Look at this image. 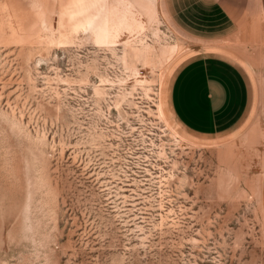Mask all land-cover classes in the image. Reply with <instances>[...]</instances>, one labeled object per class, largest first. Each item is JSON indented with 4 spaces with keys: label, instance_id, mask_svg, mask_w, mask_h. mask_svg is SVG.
I'll list each match as a JSON object with an SVG mask.
<instances>
[{
    "label": "rangeland",
    "instance_id": "obj_1",
    "mask_svg": "<svg viewBox=\"0 0 264 264\" xmlns=\"http://www.w3.org/2000/svg\"><path fill=\"white\" fill-rule=\"evenodd\" d=\"M263 34L222 41L260 102L207 138L163 107L201 46L164 0H0V264H264Z\"/></svg>",
    "mask_w": 264,
    "mask_h": 264
},
{
    "label": "crops",
    "instance_id": "obj_2",
    "mask_svg": "<svg viewBox=\"0 0 264 264\" xmlns=\"http://www.w3.org/2000/svg\"><path fill=\"white\" fill-rule=\"evenodd\" d=\"M164 4L172 23L201 42L169 76L162 90L164 109L192 135L218 139L234 134L253 114L260 95L248 65L222 41L264 33V0ZM257 37L264 39V34ZM262 201L264 208V181Z\"/></svg>",
    "mask_w": 264,
    "mask_h": 264
},
{
    "label": "bare ground",
    "instance_id": "obj_3",
    "mask_svg": "<svg viewBox=\"0 0 264 264\" xmlns=\"http://www.w3.org/2000/svg\"><path fill=\"white\" fill-rule=\"evenodd\" d=\"M159 111H161V110H159ZM161 114H162V112H161Z\"/></svg>",
    "mask_w": 264,
    "mask_h": 264
}]
</instances>
